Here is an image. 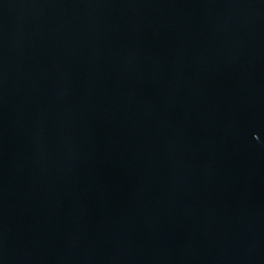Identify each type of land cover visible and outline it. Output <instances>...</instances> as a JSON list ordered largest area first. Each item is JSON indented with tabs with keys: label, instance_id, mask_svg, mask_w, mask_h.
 <instances>
[{
	"label": "water",
	"instance_id": "1",
	"mask_svg": "<svg viewBox=\"0 0 264 264\" xmlns=\"http://www.w3.org/2000/svg\"><path fill=\"white\" fill-rule=\"evenodd\" d=\"M0 264H264V0H0Z\"/></svg>",
	"mask_w": 264,
	"mask_h": 264
}]
</instances>
